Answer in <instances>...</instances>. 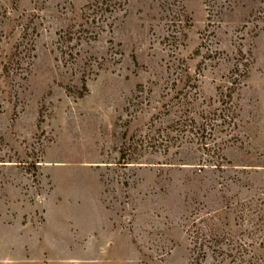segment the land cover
I'll return each mask as SVG.
<instances>
[{
    "label": "rangeland",
    "instance_id": "374dc122",
    "mask_svg": "<svg viewBox=\"0 0 264 264\" xmlns=\"http://www.w3.org/2000/svg\"><path fill=\"white\" fill-rule=\"evenodd\" d=\"M115 6L0 0V264H264V0Z\"/></svg>",
    "mask_w": 264,
    "mask_h": 264
},
{
    "label": "trees",
    "instance_id": "16d2710c",
    "mask_svg": "<svg viewBox=\"0 0 264 264\" xmlns=\"http://www.w3.org/2000/svg\"><path fill=\"white\" fill-rule=\"evenodd\" d=\"M125 2H126V0H101V1L98 0V4H102V6H106V9L108 12H110V14L115 11V9H116L115 5L116 4H119V7L123 8V6L125 5ZM87 8L88 9L90 8L89 5ZM93 22H94V20H93ZM84 85H85V83H84ZM84 88H86V87H84Z\"/></svg>",
    "mask_w": 264,
    "mask_h": 264
}]
</instances>
